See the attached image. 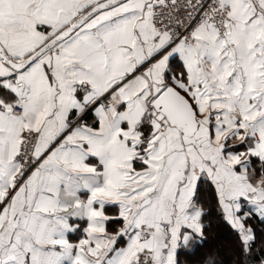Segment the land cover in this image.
Here are the masks:
<instances>
[{"label":"snow or ice","instance_id":"snow-or-ice-1","mask_svg":"<svg viewBox=\"0 0 264 264\" xmlns=\"http://www.w3.org/2000/svg\"><path fill=\"white\" fill-rule=\"evenodd\" d=\"M0 264H264V0H0Z\"/></svg>","mask_w":264,"mask_h":264}]
</instances>
